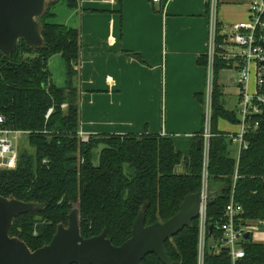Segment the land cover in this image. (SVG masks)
<instances>
[{
  "label": "trees",
  "instance_id": "1",
  "mask_svg": "<svg viewBox=\"0 0 264 264\" xmlns=\"http://www.w3.org/2000/svg\"><path fill=\"white\" fill-rule=\"evenodd\" d=\"M48 4L39 19L44 45L30 49L19 41L15 52L6 58L0 53V128L28 132L31 152L18 151L16 168L0 170V197H13L23 203L44 205L14 219L10 237L22 241L30 251L50 243L59 224L67 226V216L78 207L80 235L89 239L104 230L106 239L118 247L131 237L139 213L144 225L164 223L179 211L183 200L199 193L202 154L196 150L200 134L192 139L187 158L175 150L166 137L152 135H89L83 143L78 138L80 108L74 81L79 66L80 32L50 22L55 17ZM68 10H75L79 0H61ZM205 4V14L207 15ZM224 41L217 37L215 77L229 64L221 59ZM59 55L65 65L63 87L51 82L48 61ZM205 67L206 56L200 58ZM213 116L208 162V226L220 221L229 203L233 175L238 179L234 200L242 206L247 223L264 227V105L247 122L246 149L236 163L226 133L217 130L219 120L238 125L237 112L227 111L214 80ZM52 110L46 118L47 112ZM99 151L96 157L95 152ZM97 158V162L95 163ZM184 162L186 173L175 174ZM210 233V232H209ZM217 229L210 238H219ZM198 221L184 228L164 243L171 264H197ZM244 258L238 264H264V244L249 239L244 244ZM141 264H162L148 255ZM204 264H230L228 254L216 253L211 242L204 252Z\"/></svg>",
  "mask_w": 264,
  "mask_h": 264
},
{
  "label": "crops",
  "instance_id": "2",
  "mask_svg": "<svg viewBox=\"0 0 264 264\" xmlns=\"http://www.w3.org/2000/svg\"><path fill=\"white\" fill-rule=\"evenodd\" d=\"M205 2L78 1L77 8L69 12L72 21L60 24L80 32L81 53L74 81L79 93L80 132L166 137L184 159L189 156L192 139L202 131L205 67L200 58L206 50ZM250 3L220 0L218 6V36L224 41L219 56L229 61V67L217 74L215 85L224 108L235 113L240 94L235 84L237 62L232 58L240 49L231 41L232 27L250 19ZM55 57L60 56L49 59V72ZM227 71L234 74L232 94L226 85ZM63 77L65 84V65ZM231 98H235L232 108L228 105ZM217 130L236 134L239 126L219 120ZM230 151L236 158L235 145L231 144ZM174 172L184 175V162ZM252 236V242L264 244L253 241Z\"/></svg>",
  "mask_w": 264,
  "mask_h": 264
},
{
  "label": "water",
  "instance_id": "3",
  "mask_svg": "<svg viewBox=\"0 0 264 264\" xmlns=\"http://www.w3.org/2000/svg\"><path fill=\"white\" fill-rule=\"evenodd\" d=\"M56 0H0V53L6 58L23 41L30 49L38 50L44 45L39 19L45 14L48 4ZM264 80V61L261 63ZM201 150V141L196 142ZM212 197L208 193L207 201ZM199 193L187 196L179 211L164 223L144 225V214L136 217L131 237L118 247L106 239L105 230L98 236L83 239L80 235L78 207L67 216V226L59 224L50 243L35 251L19 239L10 237L15 218L44 205L23 203L13 197H0V264H141L143 258L154 255L162 264H171L164 250V243L184 228L191 226L199 215ZM216 226H209V232ZM250 233L245 239H250Z\"/></svg>",
  "mask_w": 264,
  "mask_h": 264
},
{
  "label": "built area",
  "instance_id": "4",
  "mask_svg": "<svg viewBox=\"0 0 264 264\" xmlns=\"http://www.w3.org/2000/svg\"><path fill=\"white\" fill-rule=\"evenodd\" d=\"M159 0H152L157 3ZM220 0H206L207 7V38L204 83V103L202 113V131L200 134L202 171L201 186L199 191L200 207L198 221L197 239V264H204V252L208 242H211L212 249L216 253L221 250L228 254L230 264H238L244 258V244L248 241L244 237L248 232L250 239L253 235V227L256 224L247 223L242 217V206L234 200L235 182L239 178L235 170L233 182L230 190L229 203L224 209L223 215L216 224L219 238H210L207 223L206 207L208 196V162L210 152V142L214 137L212 128V96L215 80V58L217 54L218 37V6ZM250 19L248 22L239 23L232 27L231 41L240 49V52L233 55V60L237 62L235 84L240 91L237 117L239 121V131L236 134H226L225 138L236 146L238 161L239 153L246 149L244 135L247 132V122L253 114H256L260 106L264 105V80L261 63L264 61V0H251L249 5ZM254 77V91L250 93V80ZM50 109L46 118L51 114ZM3 119L0 117V124ZM28 136V132L14 131L0 128V170H14L18 158V138ZM81 142L88 141V135L78 132ZM264 182V179H263Z\"/></svg>",
  "mask_w": 264,
  "mask_h": 264
},
{
  "label": "rangeland",
  "instance_id": "5",
  "mask_svg": "<svg viewBox=\"0 0 264 264\" xmlns=\"http://www.w3.org/2000/svg\"><path fill=\"white\" fill-rule=\"evenodd\" d=\"M50 12L55 14V17L50 20V22L53 23H65L68 19H69V15H70V10H68L65 6V4L63 3V1H58L56 2L54 5L51 6L50 8ZM72 21V20H68ZM248 22V21H247ZM51 64H50V73H51V78L53 83H55L56 85H60L63 86V81H64V77H63V65L64 62L62 61V59H60V57H55L53 59H51ZM226 77H227V81H226V85L229 88L228 93H233V89L234 86L231 84V79H233L234 74L233 72H225ZM61 81V82H60ZM250 93H252L254 91V77L252 75L251 77V82H250ZM238 93L240 94V91L238 89ZM229 102V107L232 108V105L235 104V98H232L230 100H228ZM21 149L31 152L30 147L27 145V136L21 135L18 138V151ZM99 151H96V157ZM97 162V158L95 163ZM253 241H257V242H264V227L263 226H255L253 227Z\"/></svg>",
  "mask_w": 264,
  "mask_h": 264
}]
</instances>
